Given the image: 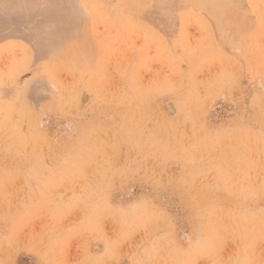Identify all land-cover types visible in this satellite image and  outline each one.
Here are the masks:
<instances>
[{"label":"rangeland","instance_id":"obj_1","mask_svg":"<svg viewBox=\"0 0 264 264\" xmlns=\"http://www.w3.org/2000/svg\"><path fill=\"white\" fill-rule=\"evenodd\" d=\"M0 19V264H264V0Z\"/></svg>","mask_w":264,"mask_h":264},{"label":"bare ground","instance_id":"obj_2","mask_svg":"<svg viewBox=\"0 0 264 264\" xmlns=\"http://www.w3.org/2000/svg\"><path fill=\"white\" fill-rule=\"evenodd\" d=\"M1 1L2 2L0 3V5L2 6V8L6 9L8 11H11V10H15V9L19 8L21 3H22V1H24V0H12L11 2L10 1H6V0H1ZM14 1H16V2H14ZM4 26H8V25L3 21V19H0V32L3 31L2 33H0V36H3V33L7 29H10L8 27L6 29ZM1 27H4L5 31L4 30L1 31ZM72 48H71L72 50L70 49L71 51L69 53H70V57L74 59V57H77V53L78 52H77V47L76 46L75 47L72 46Z\"/></svg>","mask_w":264,"mask_h":264}]
</instances>
